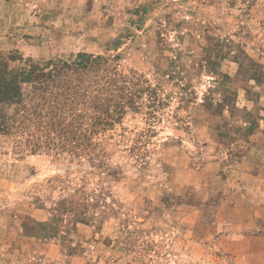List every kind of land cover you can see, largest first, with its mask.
<instances>
[{"label":"rangeland","instance_id":"rangeland-1","mask_svg":"<svg viewBox=\"0 0 264 264\" xmlns=\"http://www.w3.org/2000/svg\"><path fill=\"white\" fill-rule=\"evenodd\" d=\"M78 53L140 95L95 167L0 135V264H264V0H0V64Z\"/></svg>","mask_w":264,"mask_h":264},{"label":"trees","instance_id":"trees-1","mask_svg":"<svg viewBox=\"0 0 264 264\" xmlns=\"http://www.w3.org/2000/svg\"><path fill=\"white\" fill-rule=\"evenodd\" d=\"M113 59L78 53L70 61H29L15 70L1 63L0 135L26 136L31 154L41 147L62 149L54 136L65 142L73 127L65 126L66 118L74 117L81 129L80 157L95 167L99 156L93 137L110 130L121 119L125 101L133 102L140 95L130 91L129 80L118 72ZM27 86L30 89L25 90ZM35 130L46 142L35 138Z\"/></svg>","mask_w":264,"mask_h":264}]
</instances>
